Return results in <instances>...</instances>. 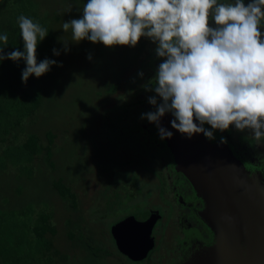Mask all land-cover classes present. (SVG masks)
<instances>
[{
    "label": "clouds",
    "instance_id": "1",
    "mask_svg": "<svg viewBox=\"0 0 264 264\" xmlns=\"http://www.w3.org/2000/svg\"><path fill=\"white\" fill-rule=\"evenodd\" d=\"M262 9L264 0L247 5L244 0H87L83 16L64 22L62 28L65 32L71 28L76 42L86 38L105 46L134 47L141 37H148L157 44V56L165 59L154 79L143 86L157 94L148 98L156 110L141 118L157 125L161 139L173 135L160 125L161 117L171 113V126L188 138L203 133L214 140L212 130L234 125L239 131L251 129L260 143L264 141ZM210 14L215 27L209 25ZM18 24L24 51L5 54L0 47V61L22 58L26 67L21 78L26 83L33 74L40 77L50 71L57 61H37V45L47 29L24 15L18 17ZM0 41L7 45V34L0 35ZM53 53L60 54L56 49ZM220 142L227 140L221 137Z\"/></svg>",
    "mask_w": 264,
    "mask_h": 264
},
{
    "label": "flooded vegetation",
    "instance_id": "2",
    "mask_svg": "<svg viewBox=\"0 0 264 264\" xmlns=\"http://www.w3.org/2000/svg\"><path fill=\"white\" fill-rule=\"evenodd\" d=\"M153 51L141 55L143 60L129 74L127 83L122 87L121 83L115 91L117 94L119 88L125 90L121 94L123 103L113 101L111 110H105L93 121L94 130L98 131L94 139L102 148H110L106 149L109 154L104 162L98 161L94 166L98 170L94 174L97 185H92L96 189L92 194L93 240L108 246L110 258L107 262L97 260V264H183L215 241L213 231L201 217L203 199L176 168L157 125L141 118L156 110L148 98L157 94L143 87L154 79L165 59L151 55ZM157 101L161 102L158 96ZM204 127L212 130L208 124ZM212 131L215 139L211 142L221 143V137L226 138L249 172L264 176V141L251 142L252 130L239 131L233 125L225 131ZM114 152L119 156H114ZM103 172L105 175L101 176ZM120 205H126V209L121 211ZM148 221H153V246L139 258L146 243L142 223Z\"/></svg>",
    "mask_w": 264,
    "mask_h": 264
},
{
    "label": "rangeland",
    "instance_id": "3",
    "mask_svg": "<svg viewBox=\"0 0 264 264\" xmlns=\"http://www.w3.org/2000/svg\"><path fill=\"white\" fill-rule=\"evenodd\" d=\"M55 1L58 2V0ZM218 2L225 3L223 0ZM58 8L67 12L74 10L75 5L61 2ZM82 16L83 11L74 14L71 19H78ZM211 22L215 25V21ZM260 28L263 31L264 24H261ZM70 30L64 31L67 36L63 37L66 38L68 48L65 51L64 46L62 51L64 71L61 68L57 71L56 78L50 80L49 93L41 97L40 109L33 114L34 117L38 116V120L31 127L32 131H37L43 139H45L43 135L45 131L49 130L55 135L52 143V160L51 164H48L49 169L42 165V172L46 170V174H49L48 177H44L47 181L37 175V170L29 165L19 167L10 165L11 171L9 167L5 170L0 168V206L3 207L1 199L5 196H8L12 204L10 209L17 214L23 212L20 209L22 206L31 205L35 208L45 203L44 207L47 208L48 214L51 216L53 212V221L57 229L54 242L62 249L68 245L65 237L67 230L63 225L64 218H67L66 215L70 211L73 215L76 213L73 209L67 212L56 192L48 189L50 182L48 180L55 178L60 179L62 183H71L73 191L77 194L78 218L81 220L83 218L85 223L81 222L82 225L84 227L86 225L85 230L93 235L92 194L96 189L92 188V185L93 183L97 185L94 174H97L98 170L94 166L98 161L104 162L109 154L106 149L110 151L109 147L102 148L100 142L94 139L98 131L94 130L96 121H93L99 119L105 110H111L113 101L123 103L121 94L125 90L119 88L117 94L115 92L111 94L112 86L116 84V80L113 79L120 78L119 85L123 83L122 87L127 83L129 74L135 71L136 66L143 60L141 59L142 54L147 55L151 49L154 50L151 55L157 54L155 51L157 44L148 37H141L134 47L105 46L102 42L93 43L86 38L79 42L73 41ZM89 55L91 59L88 58ZM97 126L99 127V124ZM248 131L251 132V129ZM249 140L252 142L254 138ZM113 154L119 156L116 152ZM124 155L131 156L126 152ZM104 175L105 172L101 176ZM24 180L27 183H24ZM46 191H48L47 194ZM119 209L121 211L126 209V205L122 208L120 205ZM9 211L8 209L7 212ZM1 221L5 220L1 219ZM29 234V228L19 234L21 242L32 239ZM76 238L78 239V234ZM93 243L95 244L92 248L94 249L93 256L83 257L81 247L76 252L74 264H97L95 262L97 260L110 261L106 250L108 246H103L99 242ZM3 251L9 252L6 249ZM84 253L86 254V251ZM32 264H38V262L35 261Z\"/></svg>",
    "mask_w": 264,
    "mask_h": 264
},
{
    "label": "trees",
    "instance_id": "4",
    "mask_svg": "<svg viewBox=\"0 0 264 264\" xmlns=\"http://www.w3.org/2000/svg\"><path fill=\"white\" fill-rule=\"evenodd\" d=\"M223 1L235 2V0ZM61 2L75 5L74 10L66 12L64 9H59ZM249 2L251 0H244L245 5ZM45 3L50 8L45 6ZM85 3L87 0H58V2L0 0V35L8 36L7 45L0 41L4 53L14 50L24 51V41L18 24V17L24 15L38 22L48 31L47 36L37 45L38 63L45 58L57 61V64L51 66L50 71L40 77L33 74L26 83L21 78L22 70L26 67V62L22 58L19 61L11 59L0 61V168L5 170L9 167L11 171L10 165L17 167L29 165L34 167L37 175L42 176L43 179L49 176L46 170L42 172V165L49 169L55 135L48 130L43 133L45 138L43 139L37 131H32L31 127L38 120V116L34 117L33 114L40 109L41 97L49 93L50 80L56 78L57 71L61 68L64 71L62 51L66 38L63 37L67 35L62 28L63 23L69 21L74 14L82 12ZM211 21L214 20L210 15L209 25L215 27ZM261 24L264 22L262 21ZM261 32L264 33V30ZM53 49L58 50L60 54L55 55ZM113 80H116V84L112 86L111 94L117 90L120 78ZM48 181H50L48 189L56 192L67 212L73 209L76 213L73 215L71 211L66 212L67 218H64L67 247L62 249L55 244L54 236L57 229L53 221V212L51 216L48 214L47 208L44 207L45 203L35 208L31 205L22 206L20 209L23 212L17 214L10 209L12 204L8 196H5L1 199L3 207L0 206V220H5L0 222V264H32L35 261L38 264H74L76 252L81 247L83 257L93 256L92 248L95 246L93 235L85 230L86 225L85 227L82 225L81 222L85 223L83 218L82 220L78 218L77 194L73 191L71 183H62L60 179L55 178ZM24 183H27L26 180ZM26 228H29V236L32 239L21 242L19 234ZM3 249L9 252H4Z\"/></svg>",
    "mask_w": 264,
    "mask_h": 264
},
{
    "label": "water",
    "instance_id": "5",
    "mask_svg": "<svg viewBox=\"0 0 264 264\" xmlns=\"http://www.w3.org/2000/svg\"><path fill=\"white\" fill-rule=\"evenodd\" d=\"M172 119L171 113L161 117L160 125L173 133L164 140L176 168L203 199L201 217L215 235L212 245L183 264H264V176L250 173L228 143L211 142L203 133L188 138ZM142 224L146 243L139 258L153 246V221Z\"/></svg>",
    "mask_w": 264,
    "mask_h": 264
}]
</instances>
